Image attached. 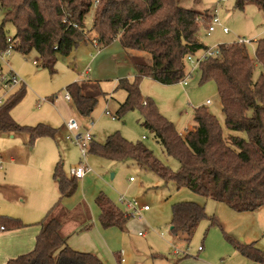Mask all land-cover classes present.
I'll return each mask as SVG.
<instances>
[{
  "label": "trees",
  "instance_id": "1",
  "mask_svg": "<svg viewBox=\"0 0 264 264\" xmlns=\"http://www.w3.org/2000/svg\"><path fill=\"white\" fill-rule=\"evenodd\" d=\"M182 0H0L3 18L0 25V49L7 47L5 26L11 25L12 50L22 56L35 52L40 67L55 72L58 57L69 56L76 46L90 39L97 48L117 41L132 64V80L120 79L116 89L126 93L116 117L137 108L142 125L154 134L166 156L179 163L176 171L163 165L141 142H131L118 133L103 144L93 140L87 154L108 162L132 161L144 171L155 174L164 184L173 182L196 195L223 203L235 212H253L264 206V38L255 41L254 58L245 44L218 45L219 56L199 64V84L213 81L217 88L224 128L206 108L193 111V127L183 134L161 116L155 103L143 100L139 81L148 78L160 85L179 83L187 73L185 57L197 56L208 49L200 41L211 23L210 10L184 8ZM199 5L202 0H191ZM94 2L96 4L94 5ZM256 5L264 12V0H235L234 9ZM92 12V25L86 30L84 20ZM255 64L262 72L253 80ZM71 104L80 117L89 118L100 98L98 82L80 80L65 87ZM24 95L14 92L0 106V134L36 139H55L56 130L46 125L20 126L10 116ZM59 201L77 189L78 179L62 173L57 163ZM56 205L38 223L40 229L31 251L7 260L5 264H103L97 256L72 250L62 236L60 222L53 217ZM102 228L123 229L130 216L120 211L104 194L95 198ZM204 207L195 202H176L171 206L170 234L188 244L205 218ZM214 222V220H211ZM4 231L23 227L10 217H0ZM233 249L257 264H264V249L256 243L241 244L227 238ZM187 256V255H186ZM185 256V257H186Z\"/></svg>",
  "mask_w": 264,
  "mask_h": 264
},
{
  "label": "rangeland",
  "instance_id": "2",
  "mask_svg": "<svg viewBox=\"0 0 264 264\" xmlns=\"http://www.w3.org/2000/svg\"><path fill=\"white\" fill-rule=\"evenodd\" d=\"M234 2L235 0L223 3L218 0H202L199 5H193L191 0H182L180 5L184 8L195 6L200 11L208 9L212 11V15L215 11L221 25L228 29L227 34H223L220 27L210 34L202 33L200 41L203 46L213 48L243 38L249 41L246 50L253 59L255 41L264 38V12L253 4L246 5L243 10L234 9ZM2 18L3 12L0 11V25ZM84 24L86 30H90L92 12L86 15ZM4 34L6 37H13V27L6 25ZM89 37V40L79 43L69 56L57 58L53 74L40 67L35 52L22 56L12 50L5 58L8 68L3 65L2 73L6 74L11 70L22 81L13 92L24 89L21 101L10 112L13 121L26 127L43 124L58 133L56 141L40 138L32 146L20 142L17 137L10 138L8 134H0V181H12L22 191H33L36 186L42 187L46 182L49 188L51 185L57 192V186L52 183L55 164L60 161L62 173L67 177L69 167L80 161L77 147L66 140L69 134L62 126L69 119H74L79 124L78 133H89L98 144H103L108 136L118 133L128 141L144 144L172 171L178 169L179 163L165 155L154 134L142 125L143 119L137 108L127 111L120 118L116 117L118 106L126 97L123 90L116 89L117 80H132L134 69L117 41L104 48H97L96 43L92 42L93 32L89 33ZM34 61L37 65H33ZM88 68L89 74L85 75ZM186 70L189 72V65ZM261 72L262 67L255 64L253 80ZM85 79L96 80L105 94L99 99L90 118L80 117L73 105L64 100L67 94L65 87ZM139 91L143 100L149 98L155 103L158 113L179 134L184 133L185 129L191 130L193 111L199 107L206 108L220 124L224 135L227 134L216 85L213 81L199 84V73L196 70L187 79L186 85L179 82L164 86L142 78L139 81ZM112 117L115 119L112 120ZM10 155L25 168L13 172L8 162ZM85 164L87 174L98 178L99 187L111 194L127 213H130L127 204L136 202L140 206H147L148 210L151 209L149 213L154 220H165L169 223L171 206L174 203L185 201L202 205L206 216L198 224L188 244L180 241V246H177L179 256L184 252L192 258L204 259L209 264H254L235 251L227 238L244 245L256 242L259 249H264V206L253 212H235L223 203L202 198L186 188L177 189L173 182L164 184L155 174L144 171L132 161L108 162L86 154ZM16 165L15 163L13 167ZM130 178L132 182L129 181ZM120 197L122 201H119ZM3 200L5 199H0V216H5L4 208L11 215L20 213L18 208L8 210ZM17 206L20 207L21 203ZM167 228L162 230L165 236H169ZM199 247H203L202 252H198Z\"/></svg>",
  "mask_w": 264,
  "mask_h": 264
},
{
  "label": "crops",
  "instance_id": "3",
  "mask_svg": "<svg viewBox=\"0 0 264 264\" xmlns=\"http://www.w3.org/2000/svg\"><path fill=\"white\" fill-rule=\"evenodd\" d=\"M33 65H37V62ZM89 71L88 68L85 75H88ZM114 119L112 117V120ZM64 123L62 124L63 128H65ZM57 133L56 130V137L52 140L56 141ZM8 135L10 138H19L20 142L26 143L28 146L33 145L28 144L26 136ZM8 162L13 172L25 168L11 155ZM15 163L17 165L14 168ZM75 165L70 166L69 169ZM69 169L67 177L70 176ZM87 173L77 181L76 191L70 197L60 201L57 180L54 178H52V183L57 186V192L53 186L50 185L49 188L46 182L42 187L36 186L33 191L27 189L22 191L18 184L12 181H0V199H5L3 201L8 210L9 208L20 210V213L11 215L10 211L4 208L5 216L0 217L13 218L14 216L13 219L16 217L23 224V227L19 229L0 232V264H5L7 260L28 253L33 249L35 238L40 229L38 223L58 201L59 205L54 209L53 217L60 222V231L62 236L66 238L67 246L77 252L94 254L103 264H209L204 259L192 258L184 252L179 256L177 246H180L181 243L170 236V222L154 220L149 213L151 209L143 212L140 219L130 217L122 230L115 227L102 228L99 223V209L95 203L98 194H104L120 211L126 214L127 211H123L115 198L107 193L104 188L99 187L98 178ZM19 203H21L20 207L17 206ZM166 228L169 236H165L162 231ZM202 250H198V252H202Z\"/></svg>",
  "mask_w": 264,
  "mask_h": 264
},
{
  "label": "built area",
  "instance_id": "4",
  "mask_svg": "<svg viewBox=\"0 0 264 264\" xmlns=\"http://www.w3.org/2000/svg\"><path fill=\"white\" fill-rule=\"evenodd\" d=\"M227 0H218L219 3L226 2ZM96 2H94V5ZM220 27L223 34L228 33V29L226 27H223L221 25V22L217 15L211 14V23L206 31V34H210L214 32L215 28ZM236 42L240 44L247 45L249 41L246 39H238ZM6 43L7 47L3 50L0 49V106L4 104V102L14 93L13 90L15 87L22 84V81L17 77L16 74H14L11 70L8 71V73L3 74L2 73V66L4 65L6 68H8L7 63L5 62V58H7L10 55V52L12 51V40L11 37H6ZM219 56V49L218 46H215L213 48H208L202 52H200L197 56L193 55H187L185 57V62L187 65L190 66L189 72L185 74L184 78L180 81L183 85L187 84V79L191 76L192 72L194 70H197L200 63L210 59L215 58ZM33 64H36V62H33ZM64 99L67 102L70 101L69 95H65ZM206 104H209V101H207ZM64 126L66 130L68 131V136L66 137L67 140L71 141L78 149L80 154V161L77 165L71 167L69 169V175L76 178L81 179L85 175V173L88 172V169L85 164V157L87 154V148L89 143L92 141V137L89 133L80 134L78 123L74 119H69L64 123ZM2 170V162L0 160V171ZM132 180L131 178L129 179ZM119 201H122V198L120 197ZM127 208L130 210V213H127L131 218L140 219L142 217V213L145 211H148L147 206H140L136 202H131L127 204ZM4 231L3 227L0 226V232ZM202 248L199 247L198 250L200 251Z\"/></svg>",
  "mask_w": 264,
  "mask_h": 264
}]
</instances>
